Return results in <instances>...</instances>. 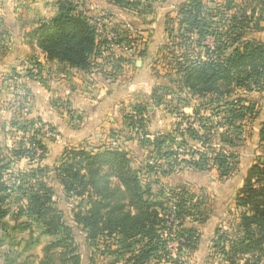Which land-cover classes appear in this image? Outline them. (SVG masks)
<instances>
[{
  "label": "trees",
  "instance_id": "obj_1",
  "mask_svg": "<svg viewBox=\"0 0 264 264\" xmlns=\"http://www.w3.org/2000/svg\"><path fill=\"white\" fill-rule=\"evenodd\" d=\"M106 1L139 12L149 0ZM56 4V13L33 31L36 45L48 59L87 72L105 41L98 40L92 16L77 4ZM262 22L264 0L177 4L175 17L165 20L172 48L158 50L167 49L176 60L170 71L177 76L173 81L182 99L172 112L179 120L171 131L151 134L145 105H134L124 116L127 132L141 134L136 137L144 151L140 166L117 141L120 134L111 132L115 143L65 148L50 168L42 163L47 154L41 137L45 123L12 118L11 127L25 136L17 146L0 149V256L12 255L15 261L41 245L37 264H83L78 241L83 235L91 250L90 264L97 253L109 259L107 264H184L198 249L200 232L192 224L206 222L211 203L191 183L163 185L159 178L215 169L218 179L226 180L238 170L239 155L233 149L244 140V122L258 114L247 94H264V41L246 34L264 31ZM112 29L118 42L128 40ZM124 60L119 56L115 61ZM31 64L25 76L38 79L40 65L34 60ZM168 96V86L158 85L152 101L165 103ZM194 99L198 102L192 105ZM188 106L191 113L179 109ZM259 139L263 147L264 123ZM22 160L29 167H20ZM51 176L72 202L70 217L56 202ZM155 186L158 192H153ZM234 202L236 223L227 230L217 227L211 246L226 264H264V156L249 167ZM6 243L9 250L3 251ZM29 258L21 264H33Z\"/></svg>",
  "mask_w": 264,
  "mask_h": 264
},
{
  "label": "crops",
  "instance_id": "obj_2",
  "mask_svg": "<svg viewBox=\"0 0 264 264\" xmlns=\"http://www.w3.org/2000/svg\"><path fill=\"white\" fill-rule=\"evenodd\" d=\"M57 1L58 0H0V6L2 8L0 15V40L2 43H5L6 40L7 43L9 39V43H5L8 47H6V49H0V74L2 72H13L14 70L20 69V71H16L19 74L23 72V70L25 71L26 68L32 67L31 63L33 60L37 61L40 65L41 70L38 79L29 78L25 76V74H22L20 77L24 79L23 87L27 95L25 97V103L30 106L27 108L28 111L21 116H25V118H34L35 120L40 119L41 122L51 126L52 129H56V135L52 138H44L43 134L41 136L42 141L47 147V154L42 163L48 167H50V165L55 166L65 148L73 146H87L92 148L99 147L105 143H115V139L111 138L109 135L111 132L120 134L116 135L117 141L128 148L130 153H132V148H136L137 152L143 151L137 139L123 140V137L126 136L124 135L126 131L124 123L126 112L124 109L127 107L129 108L128 110L131 111L134 105H145L148 111V122L146 125L148 129L147 127L146 129L149 130L148 132L151 134L157 131H165L163 129L166 127L162 124L161 126L157 123L155 124L154 121L156 120L152 121L153 115L157 109H167V112L176 116L175 112H172L174 107L170 110V105H168L166 100H164L165 103H153V89L151 90L152 87L150 83L153 82L154 79L152 74L148 71V62L153 55L152 47L155 46V48H157V44H162L160 37H162L163 34L159 31L163 23H165L166 18L158 20L157 22V18L151 16V22L149 20L150 28L158 24V26H160L158 27L159 31H155L150 38L146 37L148 34L147 32H141L142 35L137 36L142 38V56L138 54L136 57H131L122 51L109 48L108 51L113 52L116 58L105 57L107 55H102L104 54V51H102L104 47L100 46L98 48V56L93 59L94 65H92L89 71L85 72L80 69L71 68L56 59H48L36 45L33 31L38 28L41 23L47 21L56 13ZM69 1L77 4L78 7L88 15H91V11H94L91 10V8L109 11L114 17L109 22L110 24L108 26L117 28V30L128 38H131V36L129 32H125L127 27L145 30L134 11L109 4L106 0ZM182 1L184 0H167L166 4L171 5L172 3ZM88 8H90L91 11ZM262 24L264 25V22H262ZM246 36L248 38L264 41V31H250ZM148 40H152V42L147 43ZM119 56L128 61H115ZM148 90H150V92ZM2 94L3 90L0 92V96ZM247 98L255 101L258 114L256 117L244 122V140L239 146L233 149L239 155L238 170L228 180H221L218 182L223 185L219 190L220 196H226L225 200L229 197L230 200H232L233 208L231 209V217L234 216L236 210L234 199L237 189L241 187L249 167L255 163L256 159L264 156V146L260 147L263 142H260L259 139L260 130L264 123V94L251 92L247 94ZM193 101H195V99ZM185 108L192 109V107L188 106L183 107L182 110L185 111ZM128 110L127 112H129ZM156 119L159 120V117H156ZM150 124H154V126ZM6 128L8 127L5 123L0 125V129L4 130H1L4 134H8L9 129ZM9 128H11L12 133H14H11L10 137L15 141L16 133L21 131H15L12 127ZM5 130H7V133ZM5 145L6 143L4 146ZM13 145L17 146L18 142L16 141L6 146L11 147ZM142 156L143 159L144 151ZM214 171L216 170L214 169ZM183 172H189L191 174L186 179H181L179 182L172 184L191 183L195 191L207 194L211 203L212 195L208 193L206 189L208 186H204L201 183L195 184L192 180V177H199L204 172L183 170L169 176H161L159 178L160 182L163 185H167L168 182L165 183L164 180ZM228 181L235 182H233L234 185H231L233 183L230 184V186L236 187L234 195L227 194L225 191L228 187L224 184ZM209 215H211V210H209ZM216 218L217 217H213L212 215V217H208L206 221L209 222L211 220L213 222ZM204 223L192 224L200 232L199 241L203 236V234L201 235V230H203L201 226L205 225ZM217 227L219 226L214 227L210 240H212L214 231ZM39 247L41 248V245L36 246V249L38 250ZM2 248L3 251L9 250L7 243L3 245ZM12 248L13 246H10V249ZM37 252L36 256L38 257H36V264L40 259L41 249L38 253ZM25 254L29 255L31 258V254L33 253L30 249L24 252L21 257L25 258ZM23 260L19 258L14 261L12 255L0 256V264H21Z\"/></svg>",
  "mask_w": 264,
  "mask_h": 264
},
{
  "label": "rangeland",
  "instance_id": "obj_3",
  "mask_svg": "<svg viewBox=\"0 0 264 264\" xmlns=\"http://www.w3.org/2000/svg\"><path fill=\"white\" fill-rule=\"evenodd\" d=\"M167 0H149L147 2H144L145 4L140 7L139 12H135V15L138 16L139 18V22L140 24L143 26V28L145 30L139 29V28H135V27H127L126 29V33H130V36L132 39H136V40H141L142 38H139L137 36L142 35L141 32H147V36L146 37H151L153 36V34L155 33V31H159L160 26H158V24L153 25L152 28H150V22L149 20L155 16V18H157V22L158 20H161L163 18H167V17H175V13H176V7L177 4L180 3H172L171 5H167L166 4ZM206 3H210V5H214V2L218 3H222L223 0H205ZM146 5H150L151 8L147 7ZM1 6H0V15H1ZM90 10V8H88ZM96 8L91 10V15H92V19L95 18H99L100 15H104L107 17L106 20L107 21H111L112 18L114 17L112 13H110L109 11L100 9V10H95ZM86 10V11H89ZM134 13V12H133ZM152 16V17H151ZM164 16V17H163ZM162 23V22H161ZM162 25V24H161ZM173 27H176L175 24H173ZM163 29V30H162ZM163 36L160 37L161 38V43L162 44H157V48L152 47L153 51H152V58L151 60L148 62L149 64V69L148 71L152 74L153 76V82H151V90L155 87H157L158 85L162 86V85H167L168 89H169V96L166 98V101H168L167 103H169V109L175 107L176 105V101L182 99L181 96H179V98H177V94L178 92L176 91V83L173 80L177 79V76L175 74H173V72L170 71V69H175V62L176 60L173 58V54L171 52H169L167 49H160V51L158 50L159 48H161L162 46H171L172 48V42H170L169 38H168V34L165 31V23H163V25L161 26L160 31ZM140 33V34H139ZM160 33V34H161ZM146 35V34H145ZM142 37V36H141ZM145 37V36H144ZM8 39V37H7ZM153 39V38H152ZM151 43L152 40H148L147 43ZM175 43L176 40H174ZM6 43V40H5ZM2 43V41L0 40V49L8 47L6 46L7 43H9V39L7 40V43ZM146 43V41H145ZM147 47V46H146ZM8 50V49H7ZM109 48L105 47L104 50V54H102L105 57H110V58H116V55L113 52H109L108 51ZM9 51V50H8ZM7 51V52H8ZM101 55V56H102ZM118 56V55H117ZM158 61L157 63H155V61ZM31 62V61H29ZM174 67V68H173ZM16 71H20L19 70H14L13 72H2L0 74V92L3 90V94L0 96V125L5 123L7 125L9 129L8 134H4L0 129V149H4V144L6 143V145H10L13 142H18V140H20L22 138V136H25V134H23L22 132L16 133V139L15 141L10 137L12 131H11V125H10V121L12 118L16 117V118H21L20 116L23 115L24 113H26V111H28V107H30L29 105H27L25 102V94L23 96H19L18 95V91L22 90L23 92L25 91L24 89V79L21 78L20 76L22 74H25V71L23 70V72H20L18 74V72ZM20 78V79H19ZM11 79V80H10ZM171 81V82H170ZM150 92V90H148ZM158 92H162V90H158ZM198 100H191L190 103L192 105L197 104ZM127 108V107H126ZM124 109V111L127 113H132L130 110ZM157 109V108H156ZM179 109H182L181 107ZM127 110L129 112H127ZM165 110V111H164ZM167 109H157L155 114L153 115L152 121H154V123L158 124L159 126H161V124L163 126H166L163 130L167 131V130H172L174 128L175 122L179 120V117H176L174 114H171L169 112L166 111ZM186 113H191L192 109L189 108H185ZM157 113V114H156ZM28 116V115H27ZM29 117V116H28ZM156 117H159V120L156 119ZM151 118V117H150ZM30 119V118H28ZM151 126H154V124H150ZM36 127H40L39 123H36ZM148 129V127H147ZM4 131V130H3ZM149 131V130H147ZM5 132L7 133V130H5ZM14 134V133H12ZM42 134L44 138H52L54 135H56V129H52L51 126H44L42 129ZM126 137L127 136H131L132 139H136L135 134H131L129 132H127V130L125 131ZM133 135V136H132ZM132 145V144H130ZM135 149V150H134ZM136 148H132V153L131 156L134 160V164L136 166L140 165V161L142 160V155H143V151H138L137 153ZM20 167L22 168H27L29 167L27 165V162L25 160L21 161V163L19 164ZM53 165H50V167H52ZM191 173L189 172H183V173H178L172 177H170L167 180H164L165 183L168 182L167 185H173L172 183H177L179 182L181 179L184 180L187 177L190 176ZM217 173L216 171H214V169H211L209 171L204 172L202 175H200L199 177H192V180L195 184L201 183L204 186H208L206 187L208 193H211V199H212V208L211 210V215H209V217L213 215V217H217L216 219H214V221L211 222L206 221L203 225L201 226V229L203 228V230H201V235L203 234V236L201 237L199 244H198V249L191 255H189L187 257V259H185L184 264H226V262L223 260V258L221 256H218L216 251L213 249V247L211 246V236H212V231L214 229L215 226H219V229L221 230H227L230 229V227L232 225H234L237 221V211L235 210L234 216L231 217V209L233 208L232 206V200H230V197L226 198V196H220L219 190L220 188L223 186L222 183H218L221 180L217 179ZM231 178V177H230ZM229 179V178H228ZM226 179V180H228ZM231 180V179H230ZM229 180V181H230ZM227 182L224 185L226 187H228V189H226L225 191L227 192V194H233L235 193V186H230L231 183L233 182ZM235 183V182H234ZM231 184V185H234ZM49 184L52 185L55 189L56 192V202L58 203L59 207L66 213V215L68 217H70V209L72 208V202L71 204L65 199L64 194L61 190L60 185L57 183V181L53 178V176H51V178L49 179ZM153 192H158V188L157 186H155L153 188ZM229 196V195H228ZM226 204V205H225ZM223 216V217H222ZM222 217V219H221ZM211 219V218H210ZM229 224H228V223ZM190 224V223H187ZM203 232V233H202ZM78 241L80 244V252L82 254V261L83 264H90L89 262V257L91 254V250H89V248L85 245V241H84V236L83 235H79L78 237ZM44 242V240H42V243ZM41 243V244H42ZM40 247L38 248V250L36 249V247H34L33 249H31L32 253L31 254V259L29 258V262H33V264H36V252L40 251ZM37 252V253H38ZM27 255V254H25ZM24 255V256H25ZM24 257H20V260H23ZM94 263L93 264H107L109 259H107L106 256L104 255H99L97 253L96 258H94Z\"/></svg>",
  "mask_w": 264,
  "mask_h": 264
},
{
  "label": "built area",
  "instance_id": "obj_4",
  "mask_svg": "<svg viewBox=\"0 0 264 264\" xmlns=\"http://www.w3.org/2000/svg\"><path fill=\"white\" fill-rule=\"evenodd\" d=\"M106 18L107 17L105 16V14L100 15L99 18H95V19L91 18V24L95 28V32L97 34L98 40L105 41L104 48L105 47L114 48L128 54L131 57H136L142 49V41L132 39L129 37L127 41L118 42V38H119L118 33L116 30L112 29V26L111 27L108 26L110 24L109 23L110 21H107ZM24 94L25 91L24 92L22 90L18 91L19 96H23ZM44 126H48V125L45 124ZM186 126L187 124L183 123L181 129L184 130L183 128H185ZM193 126H197V125L193 124ZM136 137H141L140 132L136 133ZM172 243H176V242H172Z\"/></svg>",
  "mask_w": 264,
  "mask_h": 264
}]
</instances>
